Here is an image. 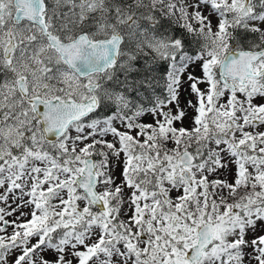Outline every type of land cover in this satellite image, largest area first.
<instances>
[{
	"label": "rangeland",
	"instance_id": "obj_1",
	"mask_svg": "<svg viewBox=\"0 0 264 264\" xmlns=\"http://www.w3.org/2000/svg\"><path fill=\"white\" fill-rule=\"evenodd\" d=\"M46 1L47 24L64 41L83 31L93 40L120 32L122 47L141 43L169 57L178 52V42L144 35L134 14L119 19L122 10L126 12V0H121L122 7L120 0ZM180 1L203 35L217 40L194 57L172 59L175 85L169 103L130 117L111 115L76 122L60 139L45 145L40 122L31 103L21 96L17 78L24 79L29 99L84 101L91 96L88 85L99 82L100 76L80 78L36 23L26 19L14 23L17 7L13 0H0V65L8 72L0 78V264H190L186 252L205 222L213 223L215 241L196 264H264V73L261 79L236 85L233 92L214 79L224 57L229 20L259 29L264 40V7L256 11L253 0ZM107 4L119 6L113 7L118 19L90 20L89 16H102ZM133 21L140 30L133 29ZM125 28L131 29L126 32ZM10 45L13 49L4 57ZM125 53L121 48L120 57ZM261 68L264 58L255 65V70ZM94 94L104 99L110 96L103 85ZM210 120L221 132L208 142L216 162H196L198 148L194 151L190 145L205 136L199 128ZM93 133L108 145L97 165V193L107 201L111 190L122 189L123 205L116 222L124 232L121 236L109 224L105 229L109 218L103 212L91 216L73 184L84 166L83 158L90 155ZM11 144L19 153L7 158ZM184 151L192 152L195 161L182 164L179 156ZM130 168L149 169L147 177L157 183V191L151 189L144 196L130 185L126 174ZM183 171L188 172V179ZM241 171H247V176ZM245 177L250 183L242 195L248 199L235 204L230 195L246 184H239ZM160 205L166 213L160 212ZM83 215L88 216L87 225L74 234L75 226L82 229ZM46 218L51 228L72 226L69 233L73 236L60 247L41 243L42 229L33 233L29 224L44 227L41 221ZM103 239L109 242L102 246Z\"/></svg>",
	"mask_w": 264,
	"mask_h": 264
},
{
	"label": "trees",
	"instance_id": "obj_2",
	"mask_svg": "<svg viewBox=\"0 0 264 264\" xmlns=\"http://www.w3.org/2000/svg\"><path fill=\"white\" fill-rule=\"evenodd\" d=\"M126 2L128 3V6L125 8L126 12L122 10L120 18L113 9V7L117 4H107V9L102 16H97L96 18L89 16V18H91L90 20L93 22L107 20V17L111 16L115 19L119 18L124 20L125 18L129 17V14H134L142 26L144 35H146L149 39L155 37L159 39H169L176 41L179 44V49H177L178 52L174 55V57H169L165 55H159L153 50L146 49L141 43H138V45L128 46V48L126 45H123L122 50H126L128 53H125V56L122 55L112 69L108 70L102 75H99L100 81L98 87L99 85H103L104 89L108 92V94H110V96L106 97L105 99L99 98L100 103L98 109L89 117L84 119L86 121L89 119L98 120L111 115L130 117L132 114L142 109H154L158 106H164L168 104L172 98L175 85L173 80L175 77H173L171 62H175V59L177 60L183 55L194 57L200 53L210 41L215 39L217 40V38L210 35L207 38L203 35V31H200L201 28L198 29L197 24L192 20V18H190V15L186 13L180 0H135V2L126 0ZM119 3L121 7L124 5L121 0ZM253 4L255 5V10L259 11V9L264 7V0H253ZM118 7L119 6H116L115 8ZM88 20L89 19H86V22H88ZM135 24L136 21H133V29L140 30L138 27L135 28ZM205 24L206 22L203 21L202 25L205 26ZM130 29L125 28V30H127L126 32H128ZM225 30L226 34L223 37V39L226 41V43L224 42L225 44L223 43L224 53L230 49H252L255 46L256 49H260L264 47V40L262 39L263 34H261L259 29H256L255 27L232 23L229 20V23L225 26ZM119 31L125 32L121 29ZM148 32H150L149 35H147ZM259 38H261L263 41ZM173 58L175 59L172 60ZM124 59L126 61L125 63L123 62ZM121 60L123 64H121ZM217 71L218 70L216 68L215 75L216 78L219 79ZM7 74L8 72L6 71V66L0 65V78ZM105 75L109 77L107 78ZM217 84L222 86L220 83ZM34 121L39 130V123L37 119L35 118ZM214 127L215 126L212 120L207 121L202 127L199 128L200 133H203L201 136L204 134L205 136L197 143L190 145V149L194 151L195 147L198 148L200 157H198L196 162H216V157L212 152V154L210 153V148L208 145V142L213 135H218L221 133H218ZM91 136L97 139L96 143V139L93 140L92 138L88 145L91 148L90 155L93 156L97 167L98 162L102 161V158L104 157L102 155L104 153L103 147L106 148L108 145H106L105 140L103 141L96 137L95 133H93ZM23 141L24 139L20 140V142L25 147ZM43 142L45 145L48 144L46 141ZM15 146L16 145L13 144L8 146L7 150L9 155L7 158L14 156V152L17 154L19 153V150ZM143 146L146 147L147 145ZM247 149V147L244 148L242 152L246 151ZM24 153L22 154L24 155ZM2 164H4V166L8 165L4 162ZM241 173L246 175L247 171H241ZM126 174L131 178L129 180L130 183L134 182L138 184L141 189L145 190L143 191L145 194L150 195L152 190L153 193L157 191V183L147 177L150 174L149 169L138 168L136 171H134L133 168H130ZM141 181L142 183L144 182L146 186L143 187L140 183ZM244 183L246 184L242 188L236 190L238 187L237 186L232 190L233 193H231L230 197L235 198L233 200L235 204L239 202L245 204L248 199L247 196L243 198L244 196L242 195V192L246 191V185L248 186L250 183L247 177L239 182L240 185H243ZM74 186L76 192L85 198L86 207L91 210V216H95V213L100 214L101 212L90 202H88L85 195L79 190L75 183ZM112 191L113 190H111V192ZM121 192L122 189H115L113 194L111 196L108 195L107 197L109 204L108 210L111 214L109 224L114 222L116 224V222H118L120 219V212L118 209L121 205H123V203H120L121 201L123 202ZM160 209L162 214L163 212L166 213V211H164V207L162 208V205H160ZM87 218V215H83L81 225L82 229L80 230L77 228V226H75L74 228L76 230L74 231V234L77 233L76 231L81 232L84 230V226L87 225ZM123 221H125V219H123ZM41 223L46 225H44V227H39L38 224L40 223L33 225L32 222L29 224L30 228L34 230L33 233H37L39 229H42V231L39 232L41 243H48L51 246L54 245L60 247L64 241H67L73 236L69 233L72 226L59 224L51 228V223L47 224V218L42 220ZM114 228L119 230L121 234H124L123 230L121 229V225L119 226L116 224L114 225ZM120 233L117 232L119 236L121 235Z\"/></svg>",
	"mask_w": 264,
	"mask_h": 264
},
{
	"label": "water",
	"instance_id": "obj_3",
	"mask_svg": "<svg viewBox=\"0 0 264 264\" xmlns=\"http://www.w3.org/2000/svg\"><path fill=\"white\" fill-rule=\"evenodd\" d=\"M14 4L18 7L13 17L14 23L24 19L36 23L43 30L50 46L59 53L61 59L79 77L84 78L94 73L105 72L117 62L119 49L123 42L122 34L114 33L108 38L93 40L86 32H81L73 40L62 41L48 32L45 19L42 16V11L45 8L44 0H14ZM241 13H247V10H243ZM12 49L13 45H10L5 54L8 55ZM262 55H264V50L237 49L227 52L220 63L221 81L233 89L234 84L226 77L237 79L240 84H244L249 77L260 76L263 71L254 73L253 63ZM95 85L94 83L88 85L91 93ZM18 87L23 95H26L27 89L22 77L18 78ZM30 101L32 109L41 123L44 137L50 142L56 141L72 123L89 116L99 106V100L95 95L84 101L44 100L40 96L33 97ZM179 158L182 164L194 162V156L189 151H184ZM184 176L188 179L187 171H184ZM76 181L90 202L99 210H105L104 202L96 192L97 175L92 156L84 158L82 174L76 178ZM214 240L213 223L205 222L200 225L197 228L195 244L190 248V251L186 252V258L190 264H196Z\"/></svg>",
	"mask_w": 264,
	"mask_h": 264
},
{
	"label": "flooded vegetation",
	"instance_id": "obj_4",
	"mask_svg": "<svg viewBox=\"0 0 264 264\" xmlns=\"http://www.w3.org/2000/svg\"><path fill=\"white\" fill-rule=\"evenodd\" d=\"M17 9V8H16Z\"/></svg>",
	"mask_w": 264,
	"mask_h": 264
}]
</instances>
